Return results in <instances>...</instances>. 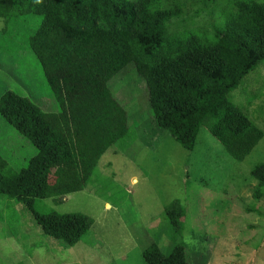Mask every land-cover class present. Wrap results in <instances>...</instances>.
<instances>
[{"label":"trees","instance_id":"obj_1","mask_svg":"<svg viewBox=\"0 0 264 264\" xmlns=\"http://www.w3.org/2000/svg\"><path fill=\"white\" fill-rule=\"evenodd\" d=\"M181 12L163 0H0L4 19L27 26L34 16L43 18L33 20L27 46L59 110L47 112L11 89L0 96V115L37 149L20 169L0 153V194L21 203L46 235L68 246L81 242L93 218L44 201L59 204L83 190L104 154H126L139 144L127 107L110 85L130 63L145 82L156 124L185 149L194 150L202 127L239 161L264 140L249 108L253 94L247 105L234 95L264 62V0L234 1L214 20L173 31ZM252 175L261 199L264 163ZM185 213L175 200L164 208L166 220L152 217L147 230L154 241L142 251L145 264L208 262L202 246L192 253L180 240Z\"/></svg>","mask_w":264,"mask_h":264},{"label":"rangeland","instance_id":"obj_2","mask_svg":"<svg viewBox=\"0 0 264 264\" xmlns=\"http://www.w3.org/2000/svg\"><path fill=\"white\" fill-rule=\"evenodd\" d=\"M234 1L238 0H163V4L182 9L170 25L181 31L218 18ZM35 18L43 19L34 16L26 26L21 19L0 17V96L11 89L43 110L56 112L58 103L27 46ZM110 85L127 107L139 144L126 154L112 150L104 154L93 182L83 190L59 204L44 201L59 212L91 216L90 232L68 246L46 235L21 203L0 194V264H145L142 251L154 241L147 226L155 216L157 221L166 220L164 208L175 200L186 209L180 240L190 252L202 246L206 264H264V196L255 197L257 180L252 175L254 166L264 163V140L239 161L202 127L189 151L156 124L147 87L133 63ZM251 94V116L264 129V62L234 92L243 105ZM0 153L16 169L26 167L37 153L1 115ZM249 206L256 210L248 212ZM161 240L166 242V236Z\"/></svg>","mask_w":264,"mask_h":264}]
</instances>
